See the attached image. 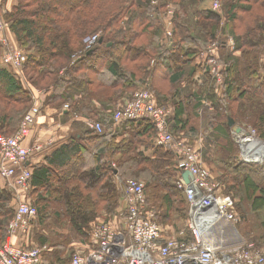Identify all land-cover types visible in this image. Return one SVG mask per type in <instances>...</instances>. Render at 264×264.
<instances>
[{
	"label": "trees",
	"instance_id": "16d2710c",
	"mask_svg": "<svg viewBox=\"0 0 264 264\" xmlns=\"http://www.w3.org/2000/svg\"><path fill=\"white\" fill-rule=\"evenodd\" d=\"M19 1L12 32L19 41L24 44L32 41L31 43H35L33 46L40 50V59L28 57L22 71L30 69L35 75H41H37V79L33 81L35 86L39 87L44 80L51 82L49 88L43 89L46 91L43 100L45 107L55 112V116L62 113V116L70 118L78 114L82 119L85 117L98 120L104 125V132L96 134L87 129L83 122L78 121L73 125V133L57 144L54 150L31 158L29 168L32 170V189L26 199L37 209L35 219L39 224L44 225L50 218L62 220L68 222L79 235L87 236V239L89 224L99 217L103 205H106V208L102 210L105 209L109 213L114 212L117 207L116 175L125 180H145L148 205L155 212L159 224H170L171 210L175 203L173 197L180 199V202L186 201L187 213L183 214L182 210L178 212L180 218H189L190 205L184 191L177 188L182 178L181 169L177 170L173 162L177 157L173 151H164L157 144L158 133L152 122L114 121L116 111L122 108L139 88H149L155 104L170 110L168 124L175 137L192 146V143H199L197 152L206 167L208 148H201L203 138L199 136L198 129L192 126L197 123L200 110H204L200 116L202 128L213 137L210 136L208 141L217 144L218 150L215 152L220 155L219 165L229 175L230 186H234L231 190H240L242 198L251 201L255 212L264 211V185L260 186L255 182L253 168L236 167V153L228 125L230 118L236 124H250L258 128L264 137V98L255 100L258 96H264V78L260 75L264 66L259 57L264 50V0L227 2L224 11L228 29L224 31L219 32L221 17L210 7L202 9L203 12L197 8L195 13L198 17H194L191 22L195 34L201 31L208 35L210 41H217L219 33L223 36L220 54L217 47L216 55L225 64V81L221 89L225 88L229 105L226 101H217L216 95L208 92L210 82L206 75L211 74L209 68L200 57L198 62H192L197 57V48L184 51L181 65L175 63L176 54L172 53L173 49L166 48L169 44L177 45L178 32L180 34L181 30H185L187 43L206 42L203 37L192 38L191 29L187 24L183 26L187 23L188 14L192 12L190 9L198 7L205 0ZM168 4L173 5L167 8L175 7V4L180 7L181 11L176 13V19H181L184 23L178 25L175 21L177 30L175 31L174 26L171 38H161L164 27L155 17V11L162 12ZM28 13H32L31 19L29 16L25 17ZM51 14H58L59 20L52 21L48 26L44 25L43 28L48 31L42 36L39 26H43L42 21ZM154 25H157L156 32H148L154 30ZM95 30L103 32L98 37L97 44L74 62V55L85 49L86 44L83 41L92 37ZM89 31L90 34L86 37ZM232 37L235 40L234 53L229 52L228 47V40ZM51 39L53 43L50 42ZM180 41L182 42V38ZM163 42L164 45H161ZM161 48L162 51L159 50ZM167 55H175L174 63L171 59H165ZM10 70L0 67V134L4 136H11L17 131L31 107L30 95ZM107 74L111 80L106 79ZM157 74L167 78L171 90L169 93L154 84ZM185 78L191 86L201 89L200 92L192 89L182 92L180 83ZM250 78L258 79L262 83L256 87V83L250 82ZM246 80L248 82H245ZM243 86L250 87V91H243ZM210 88L217 91L213 86ZM171 95L173 96L170 98ZM204 99L214 104L213 114L207 119L208 127L205 111L209 109L205 107ZM194 101L197 104H194ZM236 102H245L248 106L237 105L235 112L233 105H236ZM66 105L69 110L64 111ZM231 108L232 115L228 112ZM233 115L236 119L241 117L245 120L236 121ZM247 115L253 116V119L250 120ZM47 116L45 113L44 118H39L37 126L46 123ZM86 154L89 157L86 158ZM75 163V166H71ZM146 171L150 173V179L143 175ZM237 174L242 175V178ZM222 178L224 181L227 179L224 176ZM148 196L157 197L160 203L150 202ZM54 202H57V205ZM161 205L165 209L163 219L156 208ZM11 209L9 195L0 190L1 244L8 237V226L15 213ZM181 228H177V233L183 231ZM185 234L190 237L189 230ZM41 238L39 246L47 247L43 255L44 264V259L46 261L47 254L51 251L48 246L50 239ZM243 238L245 242L251 241L250 243H255L258 247L264 246V236L255 240L247 239L244 235ZM15 244L25 247L21 240H16ZM68 261H61L60 264Z\"/></svg>",
	"mask_w": 264,
	"mask_h": 264
},
{
	"label": "built area",
	"instance_id": "2783aa9c",
	"mask_svg": "<svg viewBox=\"0 0 264 264\" xmlns=\"http://www.w3.org/2000/svg\"><path fill=\"white\" fill-rule=\"evenodd\" d=\"M97 41L98 36L87 40L86 50L75 56L73 61L81 59ZM217 47L218 44L215 43L210 49L212 52L206 64L212 77L221 83L223 68L216 55ZM27 60L25 54L11 48H7L1 58L6 68L18 71L24 68ZM38 93L17 131L11 136L0 134V177L17 202L16 211L8 226V237L4 243H0V264H43V255L47 250V247L25 248L15 244L16 240L26 237L38 213L26 199L32 189L29 162L34 155L42 152L45 144H25L44 114L43 100L46 91L40 90ZM170 114L169 109L155 104L149 90L143 89L136 91L116 111L114 121L150 120L158 133L157 144L173 151L182 173L189 171L193 176L190 184H186L183 178L178 184L190 205V237L184 231L177 233V236L175 233L166 235L155 212L149 208L145 183L134 179L124 180L116 175L118 185L124 187L126 208L118 211L107 222L93 226L85 244L73 251L65 264H264V246L246 243L226 249L217 248L207 241L210 219H216L220 215L237 222L238 218L223 213V204L214 197L215 186L210 182V172L204 166L198 150L170 132ZM83 123L96 134L104 132L101 122L85 118ZM233 133L236 135L238 132ZM245 134L239 138L241 162L264 166V141L257 140L255 133L248 134L247 138ZM245 140L249 142V149H245Z\"/></svg>",
	"mask_w": 264,
	"mask_h": 264
},
{
	"label": "rangeland",
	"instance_id": "374dc122",
	"mask_svg": "<svg viewBox=\"0 0 264 264\" xmlns=\"http://www.w3.org/2000/svg\"><path fill=\"white\" fill-rule=\"evenodd\" d=\"M199 1V0H198ZM19 0H0V67L10 70V72L12 74H14V76H16L17 80L19 81V83L21 84V86L28 92V94L30 95V102L31 105L33 104V102H35V96H37L39 93V91L45 89L46 87L49 88L51 86V82L44 80L41 84L39 82V87L35 86V84L33 83L34 80L37 79V75L38 74H34L33 72H31L32 70L30 69H24V71H18L14 68H6V66H4L1 62V58L4 55L5 51L7 48H11L13 50L16 51H20L23 54H25L27 57H36L38 58L37 60L40 59L39 56V49H37L35 46V43H31L28 42L27 44H24L23 41H19L15 34L12 32V26L15 23V17L14 14L17 12V6L19 4ZM227 2H230V0H205L204 3H201L198 7L192 8L190 10H192V12H190L188 14L187 17V23H185L183 26H185L186 24L188 25V27L191 29V34H192V38H198V37H203L205 38L206 42H199L196 41L195 44H190L187 43V41H185V30H181V33L179 34L178 32V37H179V41L177 42V45H175V43L173 44H169L167 45L168 47H166L167 49H173L172 53L176 54V59H175V63L178 62L179 65H181L182 60H184V54L186 52V49H193V48H197V57L195 59L192 60V62H194L195 60L197 61V59L200 57L202 59L203 62H205V64L207 63V60L210 58V54H211V48L212 46L217 43L218 44V54L220 51V45H221V41L223 40V36L221 33L218 34V38L217 41L213 42L210 41L208 35L202 33L201 31H197V34L195 29L193 28L194 26L191 24V22L194 21V17H198L195 13V11L197 10V8L203 12L202 9H206V8H211V10L213 12H215L216 14H218L221 17V22L219 23V32L220 31H224L225 29H228V23H227V19H226V15H225V11H224V7L227 4ZM155 5V4H154ZM169 5H173V4H168L165 7V10L162 9V12L158 13L159 10L155 11V17H157L158 22L161 23L164 27V30L162 32V34H160V37L164 38V36L171 38V36L173 35V28L175 26V31L177 30L176 25L174 24V22H178V25L183 24L184 22L180 19H176V13L178 14V12L180 13V7L177 6L175 4L174 6H170L169 8H167ZM166 10H168V12H166ZM35 12L38 13V11L35 10ZM160 14V15H158ZM32 13H28L25 15V17L29 16V19H31ZM93 16V14H92ZM91 17V16H90ZM193 18V19H192ZM59 20V15L57 14L56 16L54 15H49L48 18L45 21H42L43 26H39L40 31L42 32V36H44V34L47 33V29H44L43 27H45L44 25L48 26L49 24L52 23V21H56ZM211 24V22H210ZM156 28L157 25H154V30H150L148 32H156ZM183 29V28H182ZM95 30V34L92 35V37H88L86 38L89 34L90 31L86 34V39L83 41L85 44L87 42V40H89L90 38H93L94 36H98L100 37L102 35V31H97ZM171 35H169V33ZM53 33V32H52ZM149 33V34H150ZM175 37V36H174ZM182 38V42L180 41V39ZM1 40L5 41V43H3ZM31 40V39H30ZM53 39L50 40V42L53 43L52 41ZM49 41V40H48ZM47 43V42H46ZM214 43V44H213ZM164 45V42L161 44ZM175 46L173 48V46ZM228 47H229V52H233L234 53V48H235V40L234 38H230L228 40ZM52 48V45H51ZM50 48V50H51ZM59 49H60V44H59ZM49 50V51H50ZM56 50V49H55ZM86 50V46L85 49H82L81 51H85ZM160 51H162L163 49H159ZM185 51V52H184ZM48 52V51H47ZM79 52V51H78ZM76 52V53H78ZM155 52V51H154ZM80 53V52H79ZM77 54L76 56H79L80 54ZM217 54V51H216ZM75 57V55H74ZM175 55H167V57L165 56V59H171V61H173L174 63V58ZM259 57L261 58L260 62L263 64L262 66H264V50L260 53ZM219 60V57H217ZM73 59V58H72ZM190 59V60H191ZM220 65L223 68V72H224V66L225 64H223L220 60H219ZM207 65V64H206ZM208 68V67H207ZM63 70V69H62ZM65 71V70H63ZM63 71H61V75L63 74ZM189 72V71H187ZM262 74H260L263 78H264V69L261 71ZM38 76H41L40 74ZM207 76V80L210 82L209 86H208V92H210L211 94H215L217 97V101H226L227 105H229L228 103V99L225 96L226 91L225 88L222 90L221 86L224 84L225 81V74L223 75V78L221 80V83H218L213 77L212 75H206ZM205 76V77H206ZM210 77V78H209ZM261 77V78H262ZM187 80V78H185V81ZM245 82H248V80H246ZM250 82H255L256 83V87L258 86L257 84L262 83V81L255 79V78H250ZM245 84V83H244ZM254 84V83H253ZM54 85V84H53ZM255 85V84H254ZM210 86H213L215 88H217V91H214L210 88ZM244 90L243 91H250V87L248 86H243ZM139 90H143V88H139L136 91ZM146 90H149L146 89ZM201 89H197L196 92H200ZM135 91V92H136ZM150 91V90H149ZM237 97V96H236ZM235 97V98H236ZM202 98H204V96L202 95ZM259 98H264L263 95L258 96V98L256 97L255 100L258 101ZM194 104H197L196 101L193 102ZM204 104L205 107H207L209 109V111H205L207 113V117H206V125L208 127V121L207 119L209 118L210 115H212L213 113V106L214 104H211V102L207 101L206 99H204ZM237 105H240V107L242 105L248 106L247 103L245 102H236V105H233V109L236 112V107H238ZM239 107V109H240ZM8 109H10L8 107ZM47 110L46 107H44V114L45 111ZM242 110V109H240ZM192 113V111H190ZM230 115L231 112H233L232 108L230 109V111H228ZM204 113V110H200L199 114H198V120L196 121L197 123L192 124V126H195L196 129H198L199 131V136L202 139L201 142V148L204 150L205 148H208L209 151V158L206 161L207 165V169L210 172V182L215 186V192H214V197L223 204V213L224 214H232L234 217L238 218L237 222H232L231 220H229L228 218L224 217L221 218V220H219V223L215 224V229L210 231L207 234V241L213 245H215L217 248H233L242 244H246L250 243L251 241H246L243 238V235L245 238L250 239V240H255L258 238H261L264 236V211H260V212H255L252 208V203L251 201L242 198L243 194L241 193L240 190L238 191H234L231 190V188H233L234 186H230V182H229V175L226 173V171L222 168L221 165H219L220 163V155L218 153L215 152V150L217 149V144H214L212 142H209L208 139L211 138L212 136L210 135V133L207 131H205L204 128H202V121H200V116H202ZM236 114V113H235ZM238 114V112H237ZM239 115V114H238ZM234 116V115H233ZM250 120H252L253 116L251 115H247ZM239 117V116H238ZM236 121H241V120H245L242 119L241 117L237 118L234 116ZM249 120V119H246ZM204 121V120H203ZM237 125H239L241 127V129L244 131V133H246V138L249 136L248 134H253L255 133L256 135V139L259 141H264V137L261 133V131L258 128H255V126L250 125V124H246V123H240L237 122ZM217 125H215L216 127ZM209 129V128H208ZM207 129V130H208ZM211 136V137H210ZM184 137V134H183ZM177 138V137H176ZM213 138V137H212ZM230 139L232 142V146L233 149H235V153H236V160H235V164L236 167H240V168H253L255 171V174H253V178L255 180V182L260 185L263 186L264 185V166H252L249 164H245L243 162H241V157H240V153H242V148L240 146L241 144V140L238 139L236 137V135L233 133L232 129L230 132ZM187 141H191L188 140ZM207 141H208V146H207ZM191 143V142H190ZM193 146L196 147L197 150H199L197 147L199 146L198 142L192 143ZM164 151H168V148L162 147ZM87 155V154H86ZM85 157H89V155H87ZM173 162H175V167L177 170H179V160L176 161L173 159ZM177 162V163H176ZM75 164H71V166H75ZM205 166V163H204ZM117 168V167H116ZM143 175L148 176L150 179V173L149 172H144ZM225 177L226 181L223 180L222 177ZM237 176L239 178H242V175L237 174ZM1 178V177H0ZM142 182H145L144 179L140 178ZM0 179V190L1 191H5L7 195H9L10 197V205L13 209V212H15V209L17 207V202L14 198V195L12 194V192H10V190L8 189V186L6 184H4V180ZM125 180V179H124ZM233 180V179H231ZM235 181V180H233ZM239 182V181H238ZM116 187V191L118 194L117 196V207L115 208L114 212H107L105 209L102 210L103 208H106V205H103L102 209L99 211V217L96 218L94 221H92L89 224V228L87 229V233L90 232V230L92 229L93 226H95L98 223H102V222H107L110 218H113L115 216L116 213H118V211L120 210H124L126 208L127 202H126V195H125V191H124V187H120L118 185L115 186ZM179 189V187H177ZM180 190V189H179ZM12 194V195H11ZM13 196V197H12ZM161 196V195H158ZM150 202H155L157 204L160 203V200L157 199V197L155 196H151L149 197ZM174 200V205H173V209L171 210V218H170V224L165 225L162 224V226L165 229L166 235H171L174 234L177 236V231L179 227H182L181 230L187 232L188 231V225H189V218L186 219H182L180 218V213L178 212V210H182L183 214L187 213V209H188V204L186 203V201L180 202L177 197H173ZM29 202V201H28ZM55 205H57V202H54ZM60 207V206H59ZM62 207V206H61ZM63 208V207H62ZM160 214H161V219H163L164 216V212L165 209L163 208V206L161 205V207H156ZM11 209V210H12ZM59 212V211H56ZM222 217V216H221ZM34 221V220H33ZM161 221V220H160ZM1 233V230H0ZM41 237H48L50 239V242L48 243V246L50 248V252L47 254L48 257L45 261L44 259V264H48L52 263V264H60L61 261H68L70 259L71 254L73 253V251L80 249L86 242V237L85 235H79L78 232H76L73 227L70 226V224L67 222H63L62 220H58V219H52L50 218L48 220V222L44 223V225L39 224V222L35 219L34 222H32L31 227L28 231V234L26 235V237L22 238V242H24L23 246L25 247H29V248H34V247H39V240H41ZM255 244V243H254ZM47 253V252H46ZM46 255V256H47ZM45 256V258H46ZM61 259V260H60Z\"/></svg>",
	"mask_w": 264,
	"mask_h": 264
},
{
	"label": "crops",
	"instance_id": "0c3cea01",
	"mask_svg": "<svg viewBox=\"0 0 264 264\" xmlns=\"http://www.w3.org/2000/svg\"><path fill=\"white\" fill-rule=\"evenodd\" d=\"M198 60L199 58L197 59V62ZM106 79L111 80V77L109 76V74L106 75ZM154 84L158 85L159 87H163L164 88L163 90L166 93H169L171 91L167 78H164L161 74L159 75L157 74V77H155L154 79ZM180 88H182L183 90L182 92L187 91L186 89H190V90L192 89V91H196L198 89V87L191 86L189 83H187L185 79H182L180 83ZM172 96L173 95H171L170 98ZM65 107H68V110H69L68 105H66ZM65 107H64V111H65ZM100 109L102 108L100 107ZM45 113L48 115L47 116L48 121L42 125L39 124L38 126H36V128H34V130L32 131L30 138H28L25 143L26 146H32V144H35L37 142L45 144L42 152L38 154H41L43 152L45 153L48 151L51 152L52 150H54L53 148L57 144L61 143V141H65L68 138V136H70V134L73 133L74 123L78 121L83 122V120L85 119V117H83L82 119V117L78 114L70 118H67V116L66 117L62 116V113L57 114L58 116L57 115L55 116V112H52L50 108H47ZM44 117H45V114L42 115V117L40 118L42 119ZM98 122H101V121H98ZM106 128H107V125H106Z\"/></svg>",
	"mask_w": 264,
	"mask_h": 264
},
{
	"label": "water",
	"instance_id": "95a60500",
	"mask_svg": "<svg viewBox=\"0 0 264 264\" xmlns=\"http://www.w3.org/2000/svg\"><path fill=\"white\" fill-rule=\"evenodd\" d=\"M229 127L234 131V132H239L241 131V127L238 126L236 124V122L233 119H229V123H228ZM182 178L185 181L186 184H190L191 180L193 179V176L191 175V173L189 171H184L182 173Z\"/></svg>",
	"mask_w": 264,
	"mask_h": 264
},
{
	"label": "bare ground",
	"instance_id": "6f19581e",
	"mask_svg": "<svg viewBox=\"0 0 264 264\" xmlns=\"http://www.w3.org/2000/svg\"><path fill=\"white\" fill-rule=\"evenodd\" d=\"M244 134V131H239L237 134H236V137L239 139L243 136ZM244 144H245V149H249V142L247 140L244 141ZM223 217V216H222ZM219 220H221V216L219 215L216 219H210L209 222H208V225H209V230L212 231L214 230L215 228V224L216 223H219ZM209 231V232H210ZM213 232V231H212Z\"/></svg>",
	"mask_w": 264,
	"mask_h": 264
}]
</instances>
